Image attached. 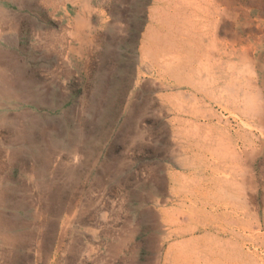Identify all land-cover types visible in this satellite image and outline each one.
Returning <instances> with one entry per match:
<instances>
[{
	"label": "rangeland",
	"instance_id": "obj_1",
	"mask_svg": "<svg viewBox=\"0 0 264 264\" xmlns=\"http://www.w3.org/2000/svg\"><path fill=\"white\" fill-rule=\"evenodd\" d=\"M0 25V264H233L222 212L244 169L242 264H264V123L237 57L264 97V0H0Z\"/></svg>",
	"mask_w": 264,
	"mask_h": 264
},
{
	"label": "bare ground",
	"instance_id": "obj_2",
	"mask_svg": "<svg viewBox=\"0 0 264 264\" xmlns=\"http://www.w3.org/2000/svg\"><path fill=\"white\" fill-rule=\"evenodd\" d=\"M193 1V0H192ZM224 2H225V4L227 3V0H223ZM187 2V1H186ZM202 2V1H201ZM229 2H231V1H229ZM234 2V1H233ZM188 3V2H187ZM200 3V2H199ZM198 3V4H199ZM189 4V3H188ZM193 4V2L191 3V5ZM205 4V3H204ZM203 5V4H202ZM201 5V6H202ZM210 5V4H209ZM208 5V6H209ZM224 5V4H223ZM231 5V4H230ZM229 4H227V6H230ZM188 6V5H187ZM200 5H199V7H201ZM204 6V5H203ZM233 6V5H232ZM231 6V7H232ZM59 7V6H58ZM234 7V9H235V6H233ZM194 9H195V11H197V12H199V13H201V14H203L202 12H200V10L202 9H199V11L197 10V8H195V7H193ZM229 8V7H228ZM85 9V8H84ZM192 9V8H191ZM204 9V8H203ZM206 9V8H205ZM213 9V8H212ZM245 9V8H244ZM247 9V8H246ZM190 10V9H189ZM195 11L194 12H192L193 14V17H194V13H195ZM223 12H224V10H222ZM247 11H248V9H247ZM204 12H205V10H204ZM222 12V13H223ZM232 11H230V13H231ZM236 12V11H235ZM172 13V12H171ZM209 14H210V12H208ZM234 13V12H233ZM200 14V15H201ZM199 15V16H200ZM169 16V15H168ZM184 16V15H183ZM209 16H212V15H209ZM4 17H5V15H4ZM188 17H190V16H188ZM207 17H208V15H207ZM167 18H169V17H167ZM192 18V17H191ZM197 18V17H196ZM206 18V17H205ZM225 18V17H224ZM153 19V18H152ZM151 19V20H152ZM190 19V18H189ZM228 19V18H227ZM154 20V19H153ZM156 20V19H155ZM206 20H207V18H206ZM219 20H220V18H219ZM172 22H173V20H171ZM187 21V20H186ZM189 21H191V22H193L194 23V21H192V19L191 20H189ZM195 21H196V19H195ZM198 21H199V19H198ZM209 21V20H208ZM156 22V21H155ZM170 22V21H169ZM197 22V21H196ZM195 22V24H197ZM210 22V21H209ZM208 22V23H209ZM160 23V22H159ZM180 23V22H179ZM192 23V24H193ZM203 23V22H202ZM208 23H207V25H208ZM252 23V22H251ZM171 24V23H170ZM173 24V23H172ZM171 24V25H172ZM186 24H187V22H186ZM189 24V23H188ZM199 24V23H198ZM249 24V23H248ZM255 24V23H254ZM182 25V24H181ZM184 25V24H183ZM253 25V24H252ZM1 26V25H0ZM152 26V25H151ZM163 26H164V24H163ZM166 26H168V25H166ZM170 26V25H169ZM174 26V25H173ZM193 26V25H192ZM199 26H201V24L199 25ZM249 26H251V25H249ZM256 26H258V25H256ZM255 26V27H256ZM147 27V26H146ZM155 27V26H154ZM157 27H158V23H157ZM159 27H160V25H159ZM172 27V26H171ZM175 27V26H174ZM185 27V26H184ZM190 27H191V23H190ZM196 26H194V28H195ZM208 27V26H207ZM2 28H3V26H2ZM165 28V27H164ZM168 28H170V27H168ZM197 28V27H196ZM202 28H204V27H202ZM221 28V27H220ZM249 28V27H248ZM257 28V27H256ZM9 29V28H8ZM165 29H167V28H165ZM173 29V28H172ZM171 28L170 29H168V30H172ZM185 29H187V28H185ZM258 29V28H257ZM190 30V29H189ZM191 30H194L195 31V29H191ZM200 30V29H199ZM208 30V29H207ZM206 30V31H207ZM222 30V29H221ZM224 30H226V29H224ZM173 31V30H172ZM171 31V32H172ZM205 31V32H206ZM210 31V30H209ZM247 31V30H246ZM256 31V30H255ZM4 32V31H3ZM145 32V31H144ZM199 33H201L200 31H198ZM204 32V31H203ZM257 32V31H256ZM256 32H253V33H256ZM175 33V32H174ZM185 34V30H183L182 31V34ZM213 33V32H212ZM242 33V32H241ZM244 33V32H243ZM168 34H170V33H168ZM172 34H173V32H172ZM203 34H205V33H203ZM209 34H210V32H209ZM46 35V34H45ZM142 35V34H141ZM167 35V34H166ZM174 35V34H173ZM189 35V34H188ZM199 35V34H198ZM201 35V34H200ZM199 35V36H200ZM216 35V34H215ZM248 35H249V33H248ZM144 36V35H143ZM146 36V35H145ZM179 36V35H178ZM203 37H205L204 35H202ZM210 36V35H209ZM211 36H212V34H211ZM251 35H249V37H250ZM254 36V35H253ZM258 36H260V35H258ZM46 37V36H45ZM159 37V36H158ZM173 37V36H172ZM182 37H184V36H182ZM186 37V36H185ZM188 37H190L191 38V36L189 35ZM239 37V36H238ZM48 38V37H47ZM146 38H147V36H146ZM169 38V37H168ZM168 38H166V39H168ZM193 38H195L196 39V36L195 37H193ZM235 38V37H234ZM251 38H255V37H251ZM251 38H250V40H251ZM43 39H45V38H43ZM145 39V38H144ZM169 39H171V38H169ZM179 39V38H178ZM178 39L176 40V41H178ZM242 39V38H241ZM245 39V38H244ZM244 39H242V40H244ZM257 39V38H256ZM55 40V39H54ZM142 40H143V38H142ZM146 40V39H145ZM144 40V41H145ZM181 41H182V39H180ZM183 40H185L184 38H183ZM191 40V39H190ZM207 40V39H206ZM205 40V41H206ZM240 40V39H239ZM249 40V41H250ZM258 40V39H257ZM47 41V40H46ZM50 41V40H49ZM153 44L152 45H155L154 43L155 42H153L152 40H150ZM169 41V40H168ZM171 41V40H170ZM200 41V40H199ZM248 41V42H249ZM141 42V41H140ZM146 42V41H145ZM147 42H149V41H147ZM159 42V41H158ZM187 42H189V41H187ZM201 42V41H200ZM220 41H218V43H219ZM247 42V43H248ZM250 42H252V41H250ZM44 43V42H43ZM60 43H61V41H60ZM191 43V42H190ZM190 43H189V45H190ZM203 43V42H202ZM213 43V42H212ZM234 43V42H233ZM245 44H246V41L244 42ZM50 44V43H49ZM149 44V43H148ZM178 44V43H177ZM184 44V43H183ZM216 44V43H215ZM221 44V43H220ZM228 44V43H227ZM237 44V43H236ZM48 45V44H47ZM46 45V46H47ZM60 45V44H59ZM139 45V44H138ZM146 45V44H145ZM158 45H162V44H158ZM174 45V44H173ZM185 45H188L187 43L185 44ZM206 44H204V46H205ZM211 45V44H210ZM44 46V45H43ZM167 48H169V45L167 44ZM176 46H179V45H176ZM180 46H181V43H180ZM191 46V45H190ZM246 46H249V45H245V47ZM155 47V46H154ZM171 47H172V49H173V46L171 45ZM186 47V46H185ZM184 47V48H185ZM206 47V46H205ZM225 47V46H224ZM253 47H255L254 45H253ZM147 48H149V46L147 47ZM151 48V47H150ZM162 48V47H161ZM160 48V49H161ZM164 48H166V46L164 47ZM178 48V47H177ZM183 48V49H184ZM188 48V47H187ZM186 48V49H187ZM190 48V47H189ZM236 48V47H235ZM234 48V49H235ZM244 48V47H243ZM250 48H251V45H250ZM152 49V48H151ZM150 49V50H151ZM171 49V48H170ZM170 49H168V50H170ZM192 49H193V47H192ZM205 49V48H204ZM218 49V48H217ZM246 49H249L248 47H246ZM246 49H244V51L246 50ZM53 50V49H52ZM59 50V49H58ZM149 50V51H150ZM157 50V49H156ZM162 50V49H161ZM167 49H163V51H166ZM174 50V49H173ZM206 50H207V48H206ZM216 50V49H215ZM243 50V49H242ZM152 51V50H151ZM175 51H177V53H178V51H180L179 49H177V50H175ZM195 51H197V50H195ZM194 51V52H195ZM225 51H226V49H225ZM56 52V51H55ZM188 52V51H187ZM234 52V51H233ZM248 52H251V51H248ZM155 53H157V52H155ZM155 53H152V54H155ZM159 53H160V51H159ZM158 53V54H159ZM181 53V52H180ZM180 53H178V54H180ZM182 53H183V51H182ZM56 54V53H55ZM58 54V53H57ZM170 54V53H169ZM168 54V55H169ZM172 54V53H171ZM170 54V55H171ZM184 54H186V52L184 51ZM189 54V53H188ZM203 54V53H202ZM141 55H143V54H141ZM163 55H165L164 53H163ZM167 55V56H168ZM176 55V54H175ZM191 55H192V53H191ZM166 56V55H165ZM164 56V57H165ZM182 55L180 54V56L179 57H181ZM184 56V55H183ZM188 55H186V57H187ZM202 56V55H201ZM207 56H209V55H207ZM223 56V55H222ZM236 56V55H235ZM250 56H251V53H250ZM249 55H248V53L247 52H243L242 51V53H239L238 55H237V57L238 58H242V59H245V61H246V64H245V68L244 69H246V73H247V81H246V84H247V88L249 89V90H251L250 92H251V94H250V96H248V94H247V96L248 97H246V99L244 100V102L241 104L242 106H240V107H243V110H241L242 112L244 111V112H246V113H248V115L250 114V115H252L253 117H255V119L260 123V124H263L264 123V97H263V94H262V90L260 89V87L257 85V83H256V79H255V72L256 71H254V67H253V62H252V59H251V57H250ZM5 57V56H4ZM154 57H156V56H154ZM191 57H193V56H191ZM6 58V57H5ZM171 58V57H170ZM170 58H168V59H170ZM173 58V57H172ZM175 58H177V57H175ZM174 58V59H175ZM201 58V57H200ZM141 59H142V57H141ZM148 59V58H147ZM155 59V58H154ZM156 59H157V57H156ZM167 59V60H168ZM183 59V58H182ZM181 58H180V61L182 60ZM188 59H189V57H188ZM187 59V60H188ZM204 59V58H203ZM207 59V58H206ZM217 59V58H216ZM229 59V58H228ZM166 59L164 58V61H165ZM178 60V59H177ZM176 60V61H177ZM184 60V59H183ZM190 60H193V59H191L190 58ZM149 61V60H148ZM158 59H157V63H158ZM169 61V60H168ZM167 61V62H168ZM170 61H171V59H170ZM172 61H173V59H172ZM171 61V62H172ZM143 62H145V61H143ZM167 62H165V64H167ZM174 62V61H173ZM194 62V61H193ZM200 62V61H199ZM198 62V63H199ZM236 62V61H235ZM188 63V61L187 62H185V64H183V66L185 65V67L187 66L186 64ZM190 63V62H189ZM197 63V64H198ZM205 63H206V61H205ZM212 63V62H211ZM218 63V62H217ZM216 63V64H217ZM242 63V62H241ZM150 64V63H149ZM171 64V63H170ZM219 64V66H220V64H221V62H219L218 63ZM233 64V63H232ZM238 64V63H237ZM236 64V65H237ZM147 65V64H146ZM153 65H154V63H153ZM157 65V64H156ZM156 65H154L156 68H158ZM169 65V64H168ZM195 65V64H194ZM200 65V64H199ZM202 65H204V63L203 64H201L200 66H202ZM212 65V64H211ZM224 65V64H223ZM227 65V64H226ZM239 65V64H238ZM143 66V65H142ZM150 66V65H149ZM154 66H153V68H154ZM198 66V65H197ZM208 66H209V64H208ZM217 66V65H216ZM222 66V65H221ZM243 66V65H242ZM144 67H147V66H144ZM172 67V66H171ZM215 67V66H214ZM224 67V66H223ZM226 67V66H225ZM227 67H229V66H227ZM238 67V66H237ZM148 68V67H147ZM152 68V69H153ZM155 68V69H156ZM166 68V67H165ZM164 68V70H166ZM188 68H190V67H188ZM211 68V67H210ZM154 69V70H155ZM160 69V68H159ZM163 69V68H162ZM172 69V68H171ZM174 69V68H173ZM177 69H178V67H177ZM186 70H187V68H185ZM198 69H200V68H198ZM220 69V68H219ZM218 69V70H219ZM226 69V68H225ZM242 69V68H241ZM170 70V68L169 69H167V71H169ZM224 70V69H223ZM256 70V69H255ZM7 71V70H6ZM159 71V70H158ZM166 71V72H167ZM176 71V70H175ZM197 71V70H196ZM204 71V70H203ZM206 71V70H205ZM221 71V70H220ZM236 72H237V70H235ZM20 72V71H19ZM155 72V71H154ZM165 72V71H164ZM165 72V73H166ZM179 72V71H178ZM238 72H240V70L238 71ZM245 72V71H244ZM244 72H242V73H244ZM157 73V72H156ZM161 73H163V70H162V72ZM209 73V72H208ZM207 73V74H208ZM212 73V72H211ZM216 73V72H215ZM220 73H222L221 74V77H223V79L225 80V78H226V73L227 72H220ZM158 74H159V72H158ZM157 74V75H158ZM169 74V73H168ZM197 74V73H196ZM206 74V73H205ZM210 74V73H209ZM208 74V75H209ZM237 74V73H236ZM1 75V74H0ZM153 75V74H152ZM170 75H172V74H170ZM188 75H190V73L188 74ZM217 75V74H216ZM215 75V76H216ZM219 75V74H218ZM234 75H235V72H234ZM237 75H239V74H237ZM244 75V74H243ZM159 76V75H158ZM157 76V77H158ZM161 76V75H160ZM165 76V75H164ZM169 76V75H168ZM167 76V77H168ZM183 77H184V75H182ZM242 76V75H241ZM240 76V77H241ZM259 76V75H258ZM3 77V76H2ZM186 78H187V75L185 76ZM207 77H210V75L209 76H207ZM228 77V76H227ZM231 77V76H230ZM236 77V76H235ZM240 77H239V79H240ZM244 77V76H243ZM161 78V77H160ZM163 78V77H162ZM161 78V79H162ZM160 79V80H161ZM164 79V78H163ZM170 79V78H169ZM173 79V78H172ZM185 79V78H184ZM188 79V78H187ZM187 79H186V81H187ZM195 79H198V77L197 78H195ZM215 79V78H214ZM228 79V78H227ZM175 80V79H174ZM173 80V81H174ZM190 80H191V78H190ZM204 80V79H203ZM207 80V79H206ZM218 80V79H217ZM217 80H214L213 82H215L216 84H218V83H220V81L221 80H219V81H217ZM185 81V80H184ZM198 81V80H197ZM200 82H202V80H199ZM198 81V82H199ZM210 81H211V79H210ZM231 81V80H230ZM244 81H245V79H244ZM164 82V81H163ZM180 82H182V81H180ZM191 82V81H190ZM212 82V83H213ZM227 82V81H226ZM155 83V82H154ZM171 83V82H170ZM192 83V82H191ZM194 83V82H193ZM231 83V82H230ZM229 83V84H230ZM244 83V82H243ZM59 84V83H58ZM182 84V83H181ZM189 84V83H188ZM199 84V83H198ZM201 84V83H200ZM232 84H235V83H232ZM240 84V83H239ZM239 84H237L238 86H239ZM245 84V83H244ZM263 84V83H262ZM152 85V84H151ZM157 85V84H156ZM194 85V84H193ZM192 85V86H193ZM202 85V84H201ZM207 85V84H206ZM236 85V84H235ZM197 86V85H196ZM264 86V85H263ZM153 87V86H152ZM218 87H220V86H218ZM218 87H216V89L218 88ZM225 87V86H224ZM234 87V86H233ZM202 88V87H201ZM207 88V87H206ZM226 88V87H225ZM227 88H230V87H227ZM235 88H237V87H235ZM200 89V88H199ZM212 89V88H211ZM211 89H209L208 88V90H210L211 91ZM238 89V88H237ZM239 89H240V87H239ZM246 89V88H245ZM163 90V89H162ZM192 90V89H191ZM204 90H205V88H204ZM204 90H203V92H204ZM218 90V89H217ZM226 90V89H225ZM152 91V90H151ZM199 91V90H198ZM200 91H201V89H200ZM228 91V90H227ZM226 91V92H227ZM243 91V90H242ZM246 91H247V89H246ZM231 92V91H230ZM218 93V92H217ZM223 93V92H222ZM233 92H231V94H232ZM195 94H196V92H195ZM221 94V93H220ZM224 94H225V92H224ZM230 93H229V95H231ZM239 94H242V93H239ZM245 94V93H244ZM217 95V94H216ZM233 95H234V93H233ZM232 95V96H233ZM237 95V94H236ZM172 96V95H171ZM196 96V95H195ZM194 96V97H195ZM206 96L208 97V98H211V96H212V94H211V92L209 93V94H206ZM174 97V96H173ZM197 97V96H196ZM199 97V96H198ZM240 97V96H239ZM243 97V96H242ZM159 98V97H158ZM175 98V97H174ZM174 98H172V99H174ZM200 98V97H199ZM207 98V99H208ZM218 98V97H217ZM234 98H235V96H234ZM245 98V97H244ZM214 99V98H213ZM219 99V98H218ZM220 99H222L221 97H220ZM229 99H230V96H229ZM229 99H227L228 101H230ZM236 99H238V98H236ZM174 100H176V99H174ZM181 99H179V101H180ZM217 100V99H216ZM232 100H233V98H232ZM235 100V99H234ZM243 100V99H242ZM179 101L177 102V104L179 103ZM197 101H199V102H201V101H203L202 99H198ZM219 101H221V100H219ZM173 102V101H172ZM187 102V101H186ZM212 102H214V101H212ZM240 102V101H239ZM238 102V103H239ZM203 103V102H202ZM217 103V102H216ZM228 103V102H227ZM168 104H169V101H168ZM184 104V103H183ZM198 104H200V103H198ZM221 104V103H220ZM224 104H226L225 102H224ZM232 104V103H231ZM167 105V104H166ZM170 105H172L171 103H170ZM175 104H173V106H174ZM185 105V104H184ZM160 106V105H159ZM162 106V105H161ZM172 106V107H173ZM222 106V105H221ZM163 107V106H162ZM167 107V106H166ZM179 107V106H178ZM189 107V106H188ZM202 107H203V105H202ZM206 107V106H205ZM180 108V107H179ZM192 108V107H191ZM197 108V107H196ZM213 108V107H212ZM221 108V107H220ZM238 108V107H237ZM236 108V109H237ZM171 109V108H170ZM174 109V108H173ZM180 110V109H179ZM202 110H206L205 108H203ZM210 110V109H209ZM216 110V109H215ZM176 111V110H175ZM174 111V112H175ZM198 111V110H197ZM196 111V112H197ZM207 111V110H206ZM225 111V110H224ZM241 111H238V113L239 112H241ZM171 112V111H170ZM178 112V111H177ZM190 112V111H189ZM201 112H203V111H201ZM209 112V111H208ZM212 112V111H211ZM215 112V111H214ZM220 112V111H219ZM172 113V112H171ZM194 113V112H193ZM200 113V112H199ZM205 113V112H204ZM204 113H203V115H204ZM229 113H232V115H234V112H229ZM169 114V113H168ZM177 114V113H176ZM186 114V113H185ZM189 114V113H188ZM187 114V115H188ZM195 114H197V113H195ZM201 114V113H200ZM208 114V113H207ZM227 114V113H226ZM190 115H192V114H190ZM198 115V114H197ZM224 115V114H223ZM194 116V115H193ZM199 116V115H198ZM200 116H202V114L200 115ZM183 117V116H182ZM228 117V116H227ZM175 118V117H174ZM201 118V117H200ZM209 118V117H208ZM242 118V117H241ZM172 119V118H171ZM176 119V118H175ZM190 119V118H189ZM194 119H195V117H194ZM193 119V120H194ZM197 119V118H196ZM206 119V118H205ZM182 120V119H181ZM186 120H187V118H186ZM185 120V121H186ZM248 120V119H247ZM172 121V120H171ZM175 121V120H174ZM173 122V121H172ZM206 122V121H205ZM209 122H211V121H209ZM190 123V122H189ZM208 123V122H207ZM242 123V122H241ZM200 124V123H199ZM219 124V123H218ZM229 124V123H228ZM247 124V123H246ZM171 125V124H170ZM179 125V124H178ZM201 125V124H200ZM213 125V124H212ZM175 126V125H174ZM174 126H173V128H174ZM202 126V125H201ZM243 126H244V124H243ZM170 127V126H169ZM179 127V126H178ZM190 127V126H189ZM189 127H187V128H189ZM210 127H211V125H210ZM209 127V128H210ZM202 128V127H201ZM177 129V128H176ZM178 129H181V128H178ZM184 129V128H183ZM182 129V130H183ZM192 129V128H191ZM200 129V128H199ZM232 129V128H231ZM186 130H189V129H186ZM193 130V129H192ZM211 130V129H210ZM245 130V129H244ZM212 131V130H211ZM224 131V130H223ZM260 131V130H259ZM185 132V131H184ZM183 132V133H184ZM187 132V131H186ZM189 132V131H188ZM187 132V133H188ZM195 132V131H194ZM198 132V131H197ZM262 132V131H261ZM144 133V132H143ZM191 133V132H190ZM225 133V132H224ZM182 134V133H181ZM189 134V133H188ZM250 134V133H249ZM191 135H193V134H191ZM191 135H190V137H191ZM194 135H195V133H194ZM193 135V136H194ZM207 135V134H206ZM225 135V134H224ZM245 135V134H244ZM252 135V134H251ZM255 135V134H254ZM181 136V135H180ZM183 136V135H182ZM189 136V135H188ZM215 136V135H214ZM227 136V135H226ZM221 137H222V135H221ZM221 137H220V139H221ZM245 137V136H244ZM185 138V137H184ZM199 138V137H198ZM264 138V137H263ZM229 139V138H228ZM254 139V138H253ZM201 140V139H200ZM203 140H205V139H203ZM256 140V139H255ZM181 141H183V140H181ZM180 141V142H181ZM223 141V140H222ZM225 141V140H224ZM252 141V140H251ZM203 142V141H202ZM206 142V141H205ZM231 142V141H230ZM188 143V142H187ZM211 143V142H210ZM248 143V142H247ZM204 144V143H203ZM215 144V143H214ZM240 144V143H239ZM182 146V145H181ZM230 146V145H229ZM235 146V145H234ZM184 147V146H183ZM186 148V147H185ZM183 149V148H182ZM181 150V149H180ZM183 151H184V149H183ZM227 151H228V149H227ZM237 151V150H236ZM189 152V151H188ZM223 152V151H222ZM231 154H233V153H231ZM182 155H183V153H182ZM230 156V155H229ZM233 156H234V154H233ZM236 156V155H235ZM239 156V155H238ZM238 156H236V158H239V160L241 161V163L243 164V165H246V167H248V165H249V156H250V153H248V154H246V155H240L239 157ZM177 157V156H176ZM191 157V156H190ZM233 158V157H232ZM180 159V158H179ZM187 159V158H186ZM229 159V158H228ZM234 160V159H233ZM177 161H179V160H177ZM193 161V160H192ZM228 161V160H227ZM180 162V161H179ZM228 162H231V161H228ZM182 163V162H181ZM218 163H219V161H218ZM227 164V163H226ZM189 166V165H188ZM237 167V166H236ZM218 168V167H217ZM48 169V168H47ZM194 171V170H193ZM238 172V171H237ZM243 175H244V180H241L240 182H238V183H233V185H235V187H234V189H235V191L234 192H231V193H228L229 194V196L233 199V202H232V204L230 205V208H231V210L230 211H224V212H222V214H224V216L226 217V221H227V219H228V224H230V226H231V228L233 229V234H232V237H234L235 238V240H236V243H237V246L240 248V252L237 254L236 253V251L234 252V253H230V255L228 256V260L231 262V263H233V264H242V261L244 262V259L245 258H248L249 257V255L251 256L253 253V251H248V250H244V242L246 241V239H248V238H250V234H251V228H249L250 226L249 225H251V224H248V223H251V220L249 221L248 219H246L248 216H250V209L253 207L252 206V204H253V201H254V199H256V198H254V196H253V194H252V192H246V186L248 187V188H250V189H252V191L254 192L255 190H256V185H255V181L253 180V177L252 176H250L249 175V172H247V170L246 169H244L243 170ZM192 174V173H191ZM236 175V174H235ZM200 180V179H199ZM198 180V181H199ZM158 181V180H157ZM229 181H231V180H229ZM228 181V182H229ZM200 182V181H199ZM191 183V182H190ZM191 190V189H190ZM189 191V190H188ZM224 194H225V192H224ZM172 202V201H171ZM255 206V205H254ZM90 209V208H89ZM255 209V208H254ZM251 212H253V211H251ZM257 214V213H256ZM194 215V214H193ZM185 216V215H184ZM219 216V215H218ZM186 217V216H185ZM217 217V216H216ZM246 217V218H245ZM184 219V218H183ZM193 219H195V218H193ZM249 221V222H248ZM44 223V222H43ZM67 223V222H66ZM174 223H176V222H174ZM180 223H181V221H180ZM188 226V225H187ZM258 226H259V224H258ZM193 227V226H192ZM223 225H219L218 226V231L220 230V231H222L223 230ZM186 230V229H185ZM231 230V229H230ZM260 230V229H259ZM232 231V230H231ZM245 231H248L249 232V234H245L246 232ZM176 232H178V230H176ZM227 232V231H226ZM263 233V232H262ZM161 234V233H160ZM220 235V234H219ZM204 237H206V236H204ZM263 239V238H262ZM227 241H228V239H226ZM215 241V240H214ZM228 242H230V241H228ZM253 242V241H252ZM257 242V241H256ZM262 242V241H261ZM236 243H234V244H236ZM196 244V243H195ZM194 244V245H195ZM231 244H232V242H231ZM250 244H253V243H250ZM223 245V244H222ZM225 245V244H224ZM223 245V246H224ZM244 245V246H243ZM256 245V244H255ZM235 246V245H234ZM182 247V246H181ZM196 247V246H195ZM252 247V246H251ZM175 248V247H174ZM177 248V247H176ZM236 248V247H235ZM237 249V248H236ZM247 249V248H246ZM179 250V249H178ZM201 250V249H200ZM258 250V249H257ZM199 251V250H198ZM233 251V250H232ZM200 252V251H199ZM261 254H262V252H260ZM218 254H220V253H218ZM196 256V258H201V259H203L202 257H203V255L200 257V256H198L197 254H195ZM264 255V254H263ZM189 257L191 256V253L188 255ZM260 256V255H259ZM223 260V259H222ZM252 263V262H251ZM250 263V264H251ZM207 264V263H206ZM220 264V263H219ZM255 264V263H254ZM257 264H259L258 262H257Z\"/></svg>",
	"mask_w": 264,
	"mask_h": 264
}]
</instances>
